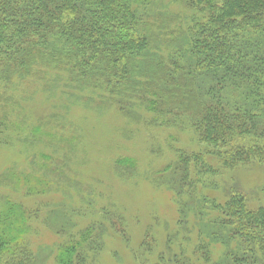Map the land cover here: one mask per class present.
<instances>
[{"label": "trees", "instance_id": "trees-1", "mask_svg": "<svg viewBox=\"0 0 264 264\" xmlns=\"http://www.w3.org/2000/svg\"><path fill=\"white\" fill-rule=\"evenodd\" d=\"M176 1L179 22L172 16L169 26L151 28L150 0H0V86L60 81L97 89L132 119L150 113L156 123L185 124L206 148L181 152L184 166L165 168L168 177L177 175L170 182L176 191L192 185V163L202 175L264 168V0ZM10 100L14 94L1 88L0 105ZM31 132L58 138L48 129ZM28 138L0 106V143ZM225 192L191 256L210 264L212 246L205 245L217 242L225 246L218 264H264V205L250 207L237 187ZM8 239L1 232L0 246ZM21 255L15 264L32 259ZM56 261L89 264L72 245Z\"/></svg>", "mask_w": 264, "mask_h": 264}, {"label": "rangeland", "instance_id": "rangeland-1", "mask_svg": "<svg viewBox=\"0 0 264 264\" xmlns=\"http://www.w3.org/2000/svg\"><path fill=\"white\" fill-rule=\"evenodd\" d=\"M150 1V24L179 22L176 0ZM66 84L33 77L0 86L14 94L0 106L29 135L28 142L0 143V233L9 238L0 264L17 263L21 252L32 255L24 264H57L68 245L89 264H205L191 255L225 190L237 187L250 207L264 205V168L255 163L213 175L192 163V185L173 190L177 175L165 168L184 166L181 152L206 148L192 129L156 123L150 113L132 119L97 89ZM34 127L58 138L36 137ZM205 246H212L210 264H218L225 246Z\"/></svg>", "mask_w": 264, "mask_h": 264}]
</instances>
